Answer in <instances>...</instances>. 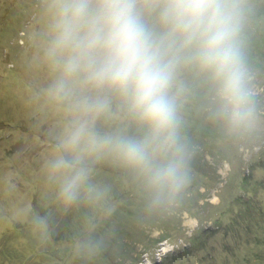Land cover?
Instances as JSON below:
<instances>
[{"label":"rangeland","instance_id":"1","mask_svg":"<svg viewBox=\"0 0 264 264\" xmlns=\"http://www.w3.org/2000/svg\"><path fill=\"white\" fill-rule=\"evenodd\" d=\"M251 2L255 12L264 5V0ZM44 25V0H0V264H73L85 243L51 237L70 230L90 236L118 209L133 208L139 201L135 194L145 190L133 172L106 159L90 165L99 198L82 197L71 207L60 201L59 181L49 165L68 117L48 95L54 76L43 60ZM260 63L263 68L251 71L259 119L245 134L225 132L213 116L212 92V101L195 107L198 77H186L180 128L195 113L221 137L187 147L193 166L183 191L166 209L130 225L124 241L112 243L113 264H264ZM155 216L158 220L149 221ZM78 223L84 225L81 231Z\"/></svg>","mask_w":264,"mask_h":264},{"label":"clouds","instance_id":"2","mask_svg":"<svg viewBox=\"0 0 264 264\" xmlns=\"http://www.w3.org/2000/svg\"><path fill=\"white\" fill-rule=\"evenodd\" d=\"M254 14L251 0H44L48 95L68 117L49 165L65 207L102 195L90 165L106 159L141 180L150 210L173 203L189 179L179 135L188 75L209 85L227 134L255 129L243 39Z\"/></svg>","mask_w":264,"mask_h":264},{"label":"trees","instance_id":"3","mask_svg":"<svg viewBox=\"0 0 264 264\" xmlns=\"http://www.w3.org/2000/svg\"><path fill=\"white\" fill-rule=\"evenodd\" d=\"M243 39L250 71L263 68L260 60L261 62L264 61V5L250 19ZM211 92L207 83L200 78H196L195 98L193 99L195 107H203L212 101ZM189 121L188 126L183 129L179 128L181 141L186 147L192 148L196 144L199 145L200 141L207 142L221 137L216 128L211 127L209 123L202 122L197 114L191 113ZM129 134L140 135L141 132L131 125ZM192 164L188 163V166L192 167ZM135 195H137L139 201L133 203V208L118 209L111 217L104 221L103 226L95 230L90 236H80L82 234L70 230L64 236H59V238L54 239L51 237V240L65 241L67 243L80 240L85 243L81 249V254L76 256L73 264H113L114 256L109 252L112 243L117 239L124 241L127 236H122V234H128L130 225H134L135 221L148 219L146 216H152L155 212V210H150L148 207V194L145 190L140 189ZM155 220H158L157 216L149 219L153 223ZM78 226L80 227V231L84 227L81 223H78ZM112 230L115 236L110 234ZM90 248H93L91 253L89 251Z\"/></svg>","mask_w":264,"mask_h":264}]
</instances>
